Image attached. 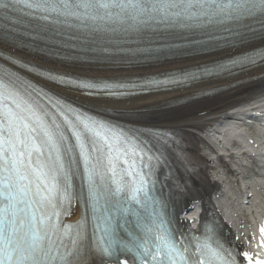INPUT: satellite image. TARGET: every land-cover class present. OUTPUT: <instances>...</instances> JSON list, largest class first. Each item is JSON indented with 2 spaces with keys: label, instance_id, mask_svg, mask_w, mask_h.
I'll return each mask as SVG.
<instances>
[{
  "label": "snow or ice",
  "instance_id": "snow-or-ice-1",
  "mask_svg": "<svg viewBox=\"0 0 264 264\" xmlns=\"http://www.w3.org/2000/svg\"><path fill=\"white\" fill-rule=\"evenodd\" d=\"M23 16L112 31L139 32L163 24L223 27L230 33L227 25H234L253 32L247 21L264 30V0H0V19L24 24ZM53 107L75 145L31 92H21L8 74L0 76V264H89L97 255L116 264H126L120 258L128 255L138 264H238L210 229L191 239L177 238L168 229L149 187L154 183L152 162L158 158L140 142L70 109L73 121L60 106ZM74 148L83 161L86 212L75 224H66L61 217L78 198L72 184L79 169ZM129 217H135L139 232L126 231L122 237L118 230Z\"/></svg>",
  "mask_w": 264,
  "mask_h": 264
},
{
  "label": "bare ground",
  "instance_id": "bare-ground-1",
  "mask_svg": "<svg viewBox=\"0 0 264 264\" xmlns=\"http://www.w3.org/2000/svg\"><path fill=\"white\" fill-rule=\"evenodd\" d=\"M258 46H264V39H257L253 42H245V44L235 46L234 48H226L221 51H216L211 54L202 56H191V58H182L180 60L158 62L156 64H151L146 66H137L126 69H109L100 68L97 66L82 65L78 66L76 64H58L50 60H46L43 57L36 56L33 53L21 51L17 47H13L7 43L0 42V48L8 50L14 54H19L26 60L34 61L42 64L46 67H51L57 70H63L66 72H73L85 76H115V75H137V74H148L156 73L159 71H167L170 69H181V67H190L192 64H202L205 62H213L215 60L224 59V57H232L235 54H241L246 52V50L254 49ZM258 88H264V66L257 67V69L246 70V72L239 73L236 76H228L222 79H214V81L203 82V84L195 85L189 88H181V90H174L171 93H160L158 95H150L149 97H143L138 99H129L122 102H112L107 100H87L86 98L79 95L77 92H70L65 89H59L60 91L66 92L78 101H89L93 105H98L101 107L111 108L113 111H118L120 113L134 112L141 114L143 117L148 119L149 124L157 123L164 124L169 127H174L178 130L185 131L189 134V137L193 143L196 145V153L198 157L202 160L205 167V186L210 188L211 193L216 197V195L223 194V187L221 183L227 181L235 187V180L243 179V184L249 186L254 180L253 171L254 169H260L259 164L256 162L254 169L246 172L248 169L246 167L241 168L239 171H235L228 167L225 162L220 159L222 169L224 174H219L208 159L206 160L201 154H206V150L210 151L213 148L212 141L214 140L212 129V116L216 113L226 114L229 106L234 104L237 99H244L243 95H248L249 93L255 92ZM217 89L215 95L206 96L204 92L207 90ZM193 95H199L197 98L189 99ZM204 95V96H203ZM188 99V100H186ZM263 101V99H261ZM216 111V112H215ZM255 113L259 115V118H264V104L261 105L259 110H254ZM238 116L243 117L244 113H237ZM220 119V116H218ZM214 118V120H216ZM258 162V161H257ZM245 172V173H243ZM243 188V186H241ZM248 191L245 192V197ZM247 198V197H246ZM218 200V198H217ZM239 203L237 201L235 206ZM193 208L188 212L189 217H194V208L198 206V200L194 203ZM238 211L236 210V217ZM184 216H187L184 214ZM241 224L244 220L241 219ZM239 223V224H240Z\"/></svg>",
  "mask_w": 264,
  "mask_h": 264
}]
</instances>
